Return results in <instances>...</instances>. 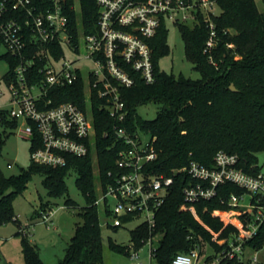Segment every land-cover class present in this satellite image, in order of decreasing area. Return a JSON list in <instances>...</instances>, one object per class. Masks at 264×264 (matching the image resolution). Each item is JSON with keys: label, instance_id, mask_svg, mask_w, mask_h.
Listing matches in <instances>:
<instances>
[{"label": "trees", "instance_id": "trees-1", "mask_svg": "<svg viewBox=\"0 0 264 264\" xmlns=\"http://www.w3.org/2000/svg\"><path fill=\"white\" fill-rule=\"evenodd\" d=\"M81 14L74 8V0H68L64 12L69 19L75 39L80 30L84 34L98 31L99 8L97 0H79ZM220 9L213 20L217 26L219 43L213 52V60L205 52L209 37L203 17L194 26L179 25L186 57L200 74L194 80L183 75L175 76L162 70L160 61L171 53L168 42V23L163 22L157 35L149 41L152 48L155 80L147 84L140 74L133 72L135 84L122 89L123 101L128 113L127 127L132 131L149 134L157 153V159L148 165L154 175L173 178V185L165 203L157 213L156 228L151 232L146 224L131 232V245L121 246L110 240L112 250L129 256L132 248L139 250L151 237L161 236L156 249L154 264H172L178 254L201 249V255L212 263L215 255L226 246L213 242L212 233L228 238L236 229L214 214L230 210L231 194H241L242 189L226 184L218 189L210 200L194 203L201 222L187 210L184 190L194 181L180 170L197 161L207 167L214 166L219 151L239 157V167L253 175L261 173L257 155L264 152V13L255 0H214ZM50 4V0H44ZM14 16V15H13ZM4 45L0 37V47ZM59 55L62 51L59 50ZM9 65L4 80L13 74L16 60L8 53L1 57ZM234 87L236 91H232ZM54 106L72 102L85 110V89L82 81L74 86L52 91ZM156 104L158 113L154 120L139 114V108ZM96 148L85 157L67 156L65 167H49L33 163L29 170L17 176L6 177L0 168V223L14 219V201L24 193L34 173L44 174V187L49 196L60 198L67 194L66 178L76 171L77 185L86 200V207L78 213L82 223L74 229L65 258L58 264H105V245L100 224V208L95 206L99 197L98 186L104 185L109 172L117 170L118 147L112 148L114 121L102 107L101 101L93 100ZM18 122L9 111L0 109V155L7 135V127H17ZM105 134H108L105 137ZM35 146L32 145V152ZM95 157L99 174L95 173ZM44 206V211L50 208ZM69 209L78 205L67 199ZM51 209V208H50ZM127 221V220H126ZM129 222V221H128ZM118 229V228H115ZM24 264H44L39 251L20 230ZM264 247V225L257 236L246 245L248 251H260ZM210 250L213 254H208ZM221 264H246L237 258Z\"/></svg>", "mask_w": 264, "mask_h": 264}, {"label": "built area", "instance_id": "built-area-1", "mask_svg": "<svg viewBox=\"0 0 264 264\" xmlns=\"http://www.w3.org/2000/svg\"><path fill=\"white\" fill-rule=\"evenodd\" d=\"M67 2L50 0L46 5L44 0H0V37L16 60L12 76L4 80L9 116L22 121L18 135L30 139L35 146L32 152L35 164L65 167L67 156L85 157L91 148H96L92 105L94 98L101 101L115 123L112 148L118 147L119 151L117 170L109 172L104 185L99 184L95 206L103 210L108 226L120 228L128 221L141 219V225L146 224L152 232L173 178L154 175L148 170L157 153L152 139L145 142L142 137L145 133L127 127L122 89L135 84L133 72L140 74L147 84L154 82L149 41L163 22L194 26L202 16L209 31L205 52L213 60L219 43L213 20L217 3L214 0H97L98 31L87 35L80 30L75 39L64 12ZM66 49L78 54V59L66 60ZM86 63L92 67L86 69ZM80 81L85 89V110L72 102L54 106L52 91ZM4 95L0 91V96ZM180 173H187L194 181L184 190L186 203L182 209L190 211L199 222L194 203L214 198L226 184L243 191L231 194L227 213L214 214L226 221V227L231 225L236 231L224 239L220 238L221 233H212L213 242L226 247L215 255L212 263L204 260L203 264H221L234 258L239 262L247 259L248 264H262L260 251H248L246 245L264 225V175L245 172L239 167V157L224 151L215 155L213 167L191 161ZM51 214H43V220L48 222ZM154 238L145 244L150 246L149 264H153L156 252ZM142 248L131 250L129 257L135 264H143L138 262ZM200 257L201 249L197 247L190 253L178 254L172 264H196Z\"/></svg>", "mask_w": 264, "mask_h": 264}, {"label": "rangeland", "instance_id": "rangeland-1", "mask_svg": "<svg viewBox=\"0 0 264 264\" xmlns=\"http://www.w3.org/2000/svg\"><path fill=\"white\" fill-rule=\"evenodd\" d=\"M260 12L264 13V0H255ZM75 10L81 14V4L79 0H74ZM220 9L216 6L214 15H219ZM169 45L171 53L160 61L162 70L175 76L183 75L186 78L194 80L200 79L199 72L195 65L186 57L185 43L178 26L168 25ZM86 50L82 47V53ZM8 54L5 45L0 47V91L5 93L0 96V109L9 110V96L7 85L4 82L6 74L10 68L8 63L2 59L3 55ZM78 54L66 49L65 59L74 61L78 59ZM85 68L92 67L91 64H84ZM139 114L147 119L154 120L158 113V106L150 103L139 108ZM22 121L18 122L17 127H7V135L2 153L0 155V168L6 177L17 176L22 170H29L34 163L32 158V141L18 135V129ZM4 131L0 128V132ZM143 140L149 142L151 136L142 134ZM258 165L261 173L264 175V152L257 155ZM9 161H13L10 164ZM98 161L95 158V173L99 174ZM77 172L71 171L66 178L67 194L60 198L49 196L44 187L45 176L41 173H34L28 182V186L23 194L18 195L14 201V219L7 223H0V264H24L21 240L18 235L21 228L26 232L30 242L35 245L39 251L44 264H58L65 258L66 249L74 235V229L78 223H82L78 213L86 207V200L77 185ZM67 199L74 201L78 207L69 209L65 206ZM50 203V208L44 211V206ZM114 204V202H111ZM51 214L50 220L45 222L43 214ZM109 220L104 216L103 210L100 212V224L105 245V264H135L129 256L112 250L110 240L121 246L131 245V232L141 225L142 220L124 224V226L115 229L108 226ZM161 236H157L153 241V248L157 249L160 244ZM149 244L140 250L139 263L149 264ZM208 254H213L210 250ZM260 261L264 264V247L259 252ZM206 256L201 255L196 264H203ZM246 259V264L247 263ZM154 264V262H153Z\"/></svg>", "mask_w": 264, "mask_h": 264}, {"label": "water", "instance_id": "water-1", "mask_svg": "<svg viewBox=\"0 0 264 264\" xmlns=\"http://www.w3.org/2000/svg\"><path fill=\"white\" fill-rule=\"evenodd\" d=\"M65 1H67V0H65ZM231 90L234 92L236 91V89L234 87H231ZM9 162H10V164H13V161H9Z\"/></svg>", "mask_w": 264, "mask_h": 264}]
</instances>
